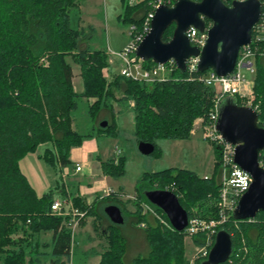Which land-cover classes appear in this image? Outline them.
<instances>
[{"label": "trees", "instance_id": "16d2710c", "mask_svg": "<svg viewBox=\"0 0 264 264\" xmlns=\"http://www.w3.org/2000/svg\"><path fill=\"white\" fill-rule=\"evenodd\" d=\"M119 1L118 19L125 26L134 25L136 33L142 32L155 0ZM162 1L173 4L176 0ZM79 4L80 0H0V264H42L43 255L49 258V264L70 261L74 242L70 222L50 211L53 192L37 195L19 167L21 158L35 152L40 144L48 145L38 157L61 172L70 164L72 147L94 134L111 133L115 116L112 101H132L134 135L137 143L154 145L150 155L160 153L155 140L188 139L197 119H201V125L210 119L216 91L204 84L206 71L186 73L175 68L171 77L153 83L120 74L108 79L104 73L108 67L107 52L78 48V39L84 33ZM210 24L205 19V26ZM173 29L174 24L165 29L163 40L171 38ZM250 49L254 65L250 106L264 128V40L257 38L255 29ZM69 59L79 67L81 91L74 88ZM144 64L151 66L154 62L144 60ZM83 99L88 103L87 114L96 124L86 134L79 133L73 124V113ZM225 99L240 106L245 104V99L238 96ZM102 121L107 122L105 127L100 126ZM209 143L215 152L210 176L169 167L143 172L132 198L124 199L120 189L97 195L91 204L73 195L74 203L85 212L79 222L93 216L94 223L97 220L106 224L102 231L106 246L97 264H189L185 232L159 223L143 211L142 203L149 204L168 221L145 196L148 190H168L175 194L188 218L219 220L216 203L221 182L220 152L216 144ZM124 160L121 156L117 161L114 156L102 160V173L122 176ZM259 161L264 167V150ZM109 204L121 210L122 224L141 230L147 245L144 254L125 259L131 249L130 240L121 225L113 224L106 216L104 207ZM212 229L213 233L200 230L191 238L198 245L205 234L213 241L217 231L225 230L231 237L232 249L221 264H264V212L252 219H241L232 212ZM47 232L51 233L50 242H41V234ZM44 246L50 247L48 253L41 251ZM203 262L197 260L195 264Z\"/></svg>", "mask_w": 264, "mask_h": 264}, {"label": "rangeland", "instance_id": "374dc122", "mask_svg": "<svg viewBox=\"0 0 264 264\" xmlns=\"http://www.w3.org/2000/svg\"><path fill=\"white\" fill-rule=\"evenodd\" d=\"M129 1L133 3L136 0ZM231 1L232 0H229L228 4H230ZM79 5L82 18L81 26L84 29V33L78 39V48L89 47L91 49H104L107 51L108 67L105 69L104 73L108 79H111L113 74H119L122 61L119 57L111 55L110 51L118 52L132 41L128 30L129 26L123 25L118 19V15L121 12L120 1L80 0ZM69 61L71 62L74 72L73 85L75 90L79 91L82 88L79 67L70 59ZM242 73L246 82H250L253 79V74L248 71L243 70ZM119 94L120 93H117L116 95L119 96ZM87 104L86 100L83 99L79 103L77 110L73 113L75 119L74 128L81 134L90 132L94 127L93 125L96 126V124H94L95 121H92L87 114ZM131 105L132 101L128 104L116 102V104H114L115 116L111 133L94 134V136L83 140L82 143H85L86 147H90L91 145L98 147L96 153H90V157H88L85 162L87 166L90 165V173L86 176L84 172H74L72 167L73 164H69L67 169L71 170V173L66 174V172L62 171V173H65V176L61 177L59 170L54 169L38 157L43 153L47 145H39L36 148L35 152L40 154L36 155L35 152H31L21 158L19 167L27 176L28 181L34 187L37 195L46 194L49 190H51L53 194L55 191H61L62 193L58 196L54 195L53 199H64L68 197L73 199V195H78L75 194V192L80 190V192L87 194V200H90L91 197L93 199L94 196H92V194L95 193H93V190H89L90 188H96L94 190H99L98 192L103 191V185H101L103 176L100 162L110 155L112 151H116V149H119L121 153L119 155L116 154L115 157L117 159L120 156L125 158L123 164L124 173L119 177H111L112 180L110 184L113 190L120 189L124 192L122 196L124 199L133 197L136 181L145 171H158L174 166L191 170L201 177L210 176L212 174L215 160L214 148L209 142L202 138L200 131L195 132L188 139L159 138L155 140V144L160 152L158 156L141 154L138 150V143L134 135V112ZM98 186H100V189H97ZM68 191H70L72 195L67 194ZM99 195L103 196L106 194L102 192ZM74 205L81 212H84V210H81L75 203ZM129 207L133 210L131 206ZM146 211L158 220L159 223L167 225L165 223L166 220H164L157 211L154 210V213L151 212L152 209ZM84 216L85 212L80 219L84 218ZM192 218L201 219L207 224L210 223V225H212V221L214 223V221L218 220H207L198 218L197 216H193ZM68 221L71 227L72 222L69 219ZM79 221L73 228V252L70 261L67 262L68 264H97L100 258V252L106 246L102 233L106 224H101L97 220L94 223L93 216L85 217L82 223ZM120 225L121 230L130 240L131 249H128L125 259L128 261L136 254H144L147 250V245L141 230H134L127 223ZM140 227H143V224H140ZM50 236V232L41 234V242L49 243ZM204 239L208 240L206 234L202 241L196 245L191 237H184L186 256L189 259V264H195L197 260L202 261L206 259V256H202L198 251H209L213 241L212 238H209V243L204 247ZM49 250V246L41 247V251L48 253ZM41 263L49 264V258L43 255L41 257Z\"/></svg>", "mask_w": 264, "mask_h": 264}, {"label": "water", "instance_id": "95a60500", "mask_svg": "<svg viewBox=\"0 0 264 264\" xmlns=\"http://www.w3.org/2000/svg\"><path fill=\"white\" fill-rule=\"evenodd\" d=\"M261 0H176L173 4H160L150 21V29L136 48V55L143 60L164 64L173 59L177 68L185 72L186 60L198 56L197 70L212 69L218 76L230 74L235 67L239 51L252 41L253 30L262 13ZM205 19L211 24L201 48L191 44L186 32L193 27L202 33ZM174 24L171 38L163 40L166 28ZM106 121L100 123L105 127ZM217 131L234 146L233 161L248 172L252 182L240 197L233 213L241 219H252L264 212V167L259 154L264 150V128L258 124V114L251 106H240L225 99L219 104ZM138 150L150 155L154 145L139 142ZM147 200L167 217L173 230L183 232L188 214L175 194L168 190L152 189L145 192ZM113 224H122L121 210L114 204L104 207ZM232 242L225 230L215 234L214 243L203 264H221L230 256Z\"/></svg>", "mask_w": 264, "mask_h": 264}, {"label": "built area", "instance_id": "2783aa9c", "mask_svg": "<svg viewBox=\"0 0 264 264\" xmlns=\"http://www.w3.org/2000/svg\"><path fill=\"white\" fill-rule=\"evenodd\" d=\"M223 1L229 2V0ZM261 2L263 5L262 13L254 29L256 30L257 38L264 40V0H261ZM160 4L166 3H164L162 0H155L153 10L145 17L142 32L136 33L135 26H129L128 30L132 41L125 48L118 52L110 51L111 55L119 57L122 61L119 72L121 76L140 82L153 83L171 77L172 72L175 68H177L173 59L164 64L154 63L151 66H146L144 64V60L136 55L137 45L142 40L144 35L149 31L151 18L155 9ZM207 28L208 27L205 26V30L202 33L198 32V30L193 27L187 30L186 34L192 45L199 48L203 46L207 36ZM198 61V56H190L187 58L186 73H192L196 71ZM243 70L254 74L253 55L250 45L243 47L239 51L234 70L230 74L226 76H218L212 69H209L206 70V73L202 78L205 85L212 87L214 91H216L215 100L208 123L201 125V119H197L193 128L191 129V133L194 134L195 132L200 131L204 140L207 142H212L219 147L221 182L218 193V201L216 203L219 220L214 221V223L212 221V225H210V223L207 224L201 219L188 218V223L183 230L187 237L194 236L200 230L208 231L207 234L213 233L214 229H212V227L215 226V223H220L234 211L240 197L248 190L250 183L252 182L250 174L240 168L233 161L234 146L226 142L216 129L219 116V104L225 97L238 96L245 99V104H243V106H250L253 82L252 80L250 82L245 81L244 75L242 73ZM120 153L121 151L116 149L114 152L115 161H117L115 155H119ZM80 170L81 165L76 164L75 171ZM60 173L61 177L65 176V173ZM111 191L112 190L110 188H106L103 193L109 194ZM142 207L144 211L152 209L151 212L154 213L153 208L149 204L142 203ZM49 209L53 214L68 218L72 222V233L73 228L78 224V221L84 215V212H81L69 197L64 199H53L49 205ZM165 223L170 226L168 221ZM209 238L210 237L207 235L208 240L204 239V247H206V245L209 243ZM198 252H200L204 257H207L209 253V251Z\"/></svg>", "mask_w": 264, "mask_h": 264}, {"label": "crops", "instance_id": "0c3cea01", "mask_svg": "<svg viewBox=\"0 0 264 264\" xmlns=\"http://www.w3.org/2000/svg\"><path fill=\"white\" fill-rule=\"evenodd\" d=\"M111 60V59H110ZM74 73V72H73ZM74 78V77H73ZM73 81V80H72ZM81 84H82V82H81ZM82 90V88L79 90V91H81ZM90 101V100H89ZM114 104H116V102L115 101H113V103H112V106H113V109H114ZM114 112H115V109H114ZM74 122H75V119H74V121H73V124H74ZM100 135V134H99ZM40 145H43V146H45V145H48V144H40ZM46 147V146H45ZM98 150V147H95L94 145H91L90 147L88 146V147H86L85 146V143H81V145H79V146H75V147H72L71 149H70V153H69V161H70V164L72 165V167H73V169H74V172H76V173H78V172H84L85 174V176L88 174V173H90V165L89 166H87L86 164H85V162L87 161V159H88V157H90V153H96V151ZM114 152L115 151H112L111 152V154L110 155H108L105 159H107V158H110V157H112L113 155H114ZM35 154L36 155H38V154H40V153H37V152H35ZM101 159V158H100ZM105 159H103V160H105ZM76 164H81L82 166H81V170L80 171H75V165ZM170 167H174V166H170ZM72 169V170H73ZM66 172V174H70L71 173V170H69V169H67V167H65V168H63L62 170H61V172ZM102 180H103V182L101 183V185H103V191H100V192H98V191H96V190H94V189H96V188H90L89 190H93L94 192L93 193H95V194H92V196H94L93 197V199H92V197H91V199L90 200H87L86 199V193L84 194V193H82V192H80V190H77V192H75V194H78V196H80V197H82L85 201H86V203L87 204H91L92 202H93V200H94V198L97 196V195H99V194H101L102 192H104V190L106 189V188H110L112 191H115V190H113L112 189V187H111V184H110V181L112 180V178L110 177V176H107V175H104L103 173H102ZM27 177V176H26ZM32 185V184H31ZM106 186V187H105ZM62 189V188H61ZM97 189H100V186H98V188ZM67 190V189H66ZM88 191V190H87ZM69 192V193H68ZM67 192V194H70V195H72V193L70 192V191H68ZM84 192H85V190H84ZM62 192L61 191H55L54 192V194H53V196L55 195H60ZM89 193V192H88ZM102 224V223H101ZM104 224V223H103Z\"/></svg>", "mask_w": 264, "mask_h": 264}]
</instances>
